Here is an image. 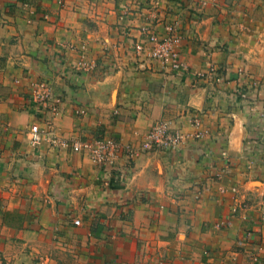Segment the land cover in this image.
<instances>
[{
	"label": "crops",
	"instance_id": "crops-1",
	"mask_svg": "<svg viewBox=\"0 0 264 264\" xmlns=\"http://www.w3.org/2000/svg\"><path fill=\"white\" fill-rule=\"evenodd\" d=\"M59 1L0 0V264H264V0ZM170 24L187 72L129 49ZM41 79L63 138L137 152L32 146ZM160 121L185 141L142 151Z\"/></svg>",
	"mask_w": 264,
	"mask_h": 264
},
{
	"label": "built area",
	"instance_id": "built-area-1",
	"mask_svg": "<svg viewBox=\"0 0 264 264\" xmlns=\"http://www.w3.org/2000/svg\"><path fill=\"white\" fill-rule=\"evenodd\" d=\"M65 0H60L64 3ZM128 9H124V13ZM125 19V14H122ZM182 33L178 24H170L166 27L165 32L161 33L153 29L150 33H146L144 38L133 42L129 47L139 58H146L151 61L159 62L162 69L168 72L183 73L189 71L188 65L183 61L181 52ZM81 67L94 68L95 63H80ZM214 70V68H211ZM50 85L43 79L36 80L33 83L29 101L36 106L40 111L38 121L31 124L29 133V142L32 146L37 147L44 140H49L53 146L70 147L76 152H83L88 155L93 162L102 167L114 169L116 161L124 155H133L137 152L132 146H124L119 140L112 136L98 135L92 139H74L67 140L58 134L55 129L52 119L44 116V111L47 109L50 101L53 114L58 113V104L61 101L60 97L52 99L50 93ZM85 110H81L80 114ZM196 124H199L198 122ZM200 134H197L199 137ZM185 135L179 129H173L168 122L160 121L156 123L147 133L144 141L141 144L143 151H158V150H176L183 141ZM221 178V174L217 175ZM76 225L81 224L80 219H75Z\"/></svg>",
	"mask_w": 264,
	"mask_h": 264
},
{
	"label": "rangeland",
	"instance_id": "rangeland-1",
	"mask_svg": "<svg viewBox=\"0 0 264 264\" xmlns=\"http://www.w3.org/2000/svg\"><path fill=\"white\" fill-rule=\"evenodd\" d=\"M185 139H186V137H185ZM47 141H49V140L47 139ZM158 151H160V150H158ZM145 152H154V151H145ZM59 256H60L59 264H92V261H95V259L91 256H89V257L83 256L82 257L80 255L69 254V253L60 254Z\"/></svg>",
	"mask_w": 264,
	"mask_h": 264
}]
</instances>
